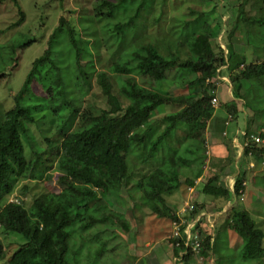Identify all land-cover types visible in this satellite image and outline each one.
I'll list each match as a JSON object with an SVG mask.
<instances>
[{
    "label": "trees",
    "instance_id": "trees-1",
    "mask_svg": "<svg viewBox=\"0 0 264 264\" xmlns=\"http://www.w3.org/2000/svg\"><path fill=\"white\" fill-rule=\"evenodd\" d=\"M12 1L18 4L17 0ZM153 1L99 2L98 20L111 19L116 12L123 11L129 18L128 23L118 26L116 31L123 35L128 29L129 32L133 30V34L128 35L130 38L124 35L117 39L122 52L111 72L121 80L115 83L96 65L93 49L101 48V39L95 42L92 38L82 39L74 25L65 18L60 19L47 50L35 60L26 81L27 86L34 80L45 88L46 108L53 120L49 130L54 129L53 136L44 137L45 146L38 145L31 135L37 117L21 104V92L13 97L14 105L10 110L4 111L0 104V228L25 241L8 264H70L67 257L76 235L111 223H118L128 232L127 218L112 211L105 201L109 197L118 198L129 184L133 186V192L143 194L140 199L153 215L184 227L200 215L208 214L209 199L210 202L224 199L230 203L236 198L242 199V175H237L231 188L222 185L221 177L216 174L202 184V194L208 200L200 203L193 200L190 209L181 217L166 200L182 187L183 181L189 188L196 187V182L205 173L207 146H211L209 139L221 135L227 145L225 137L229 132L226 126L235 120L241 109H248L253 114L249 121L255 119L261 109L258 112L250 109L252 105L246 100L247 88L264 82V62L250 63L246 53L238 52L228 38L225 47L221 45L218 38L225 24L221 19L215 32L205 24L181 45L187 47L188 60L180 61L177 55H163L157 46L142 43L145 32L139 33L136 29L134 32L136 25L147 21ZM231 1H223L226 8ZM250 1L243 0L238 8L241 24L264 28V0H254L252 8L256 15L247 17L245 6ZM20 16L16 27L25 19L23 10H20ZM246 29L247 35L248 27ZM96 35L94 33V37ZM61 43L70 53L65 60L59 57ZM11 47L15 52L17 47ZM176 68L195 77L185 87L186 94L179 97L146 89L136 81L139 76L163 83L168 73ZM218 77L228 78L232 100L215 109L212 100L215 98L213 91L218 89ZM95 79L106 108L93 105L88 98ZM169 105L180 109L155 119L158 110ZM221 113L224 114L222 117ZM245 133L241 139L243 153L240 159L255 155L258 162H262L264 146H257L250 140L255 133L251 132L249 124ZM181 136L184 140L179 142ZM27 147L31 149L32 159L27 157ZM133 159L143 167L139 172ZM229 169L233 173V168ZM52 173L61 188H54L56 194L37 198L29 210L19 202H9L20 181L45 179L53 182ZM136 175H141L140 180L135 181ZM204 221L207 222V216L198 220L194 227V233H198L200 239L206 233L202 229ZM221 228L224 232L233 231L242 239L241 260L248 264L264 261V232L256 228L247 212L233 208L232 215ZM183 230H180L182 238L169 242L174 245L177 258L181 259L185 252L183 260L189 263L194 252L184 245ZM213 238L211 235L202 240L201 256L213 254ZM78 252L74 251V256H78ZM3 256L4 248L0 244V260Z\"/></svg>",
    "mask_w": 264,
    "mask_h": 264
},
{
    "label": "rangeland",
    "instance_id": "rangeland-1",
    "mask_svg": "<svg viewBox=\"0 0 264 264\" xmlns=\"http://www.w3.org/2000/svg\"><path fill=\"white\" fill-rule=\"evenodd\" d=\"M223 1L154 0V6L148 11L150 15L147 21L136 25L134 32H145L144 42H142L145 45L152 44L157 46L163 55H177L180 61H186L189 59L187 47L181 45L185 44L187 39L192 38L196 31L205 24H209L215 32L216 25L224 21V30L218 42L225 47L226 38H228L227 41L233 43L238 52L246 53L250 63H263L264 28L241 24L238 8L243 0H232L228 8L225 7L226 4ZM17 2L18 4L12 0H0V104L4 111L10 110L14 105L13 97L21 92L23 97L21 104L30 108L37 117L36 125L31 128V135L38 145L45 146L44 137L54 135V129L49 130L53 120L46 108L45 88L44 85L34 80H31L27 86L26 81L35 60L47 50L50 37L59 26L60 19L65 18L74 25L82 39L92 38L93 42L101 39L99 51L95 47L93 49L96 51V65L98 70L107 73L114 83L121 80L111 72L112 66L119 60L122 52V45L118 40L121 36L132 35L133 30L129 32V29L125 27V30H128L123 35L116 31L118 26L128 23L129 18L123 11L116 12L111 19L98 20L96 14L101 0H17ZM253 3L254 0H251L245 6L247 17L256 15L252 8ZM20 10L25 13V19L20 26L16 27L21 17ZM234 26L238 28L233 29ZM246 27H248L247 35L245 34ZM254 28H256L255 31ZM94 33L97 34L95 37ZM11 46L17 47L15 52ZM64 47L65 45L61 43L59 57L65 60L70 53ZM194 79V76L180 68L168 73L163 83L136 76V81L140 86L161 93L168 92L176 97L186 94L185 87ZM227 81L217 78L216 85L219 90L216 93L219 95L220 108L222 103L232 100V89ZM249 87L246 100L250 106L252 105L250 109L255 112L261 109L253 121H248L251 132L256 133L262 126L264 128V82H260L259 85H249ZM100 94L101 91L95 79L88 98L93 105L106 108V103ZM179 109L180 107L172 105L162 107L158 110L155 119L175 113ZM245 113H250V110L246 109L239 113L235 120L226 126V131L229 132L225 137L227 145L224 144L221 135L209 139L211 146H207L208 161L205 173L202 181L196 183L195 194L188 190L189 187L184 185L183 181L182 187L166 198L168 205L178 211L181 217L195 200L198 203L205 199L208 200L202 194V188L209 178L217 174L221 177L222 185L232 188L237 175L243 176L242 199L232 200L231 206L230 202L224 199L214 202H210L209 199L207 202L206 210L209 213V219L207 223L204 221L202 224V229L206 233L201 240L204 241L206 237L214 235L213 254L201 256L200 253V256H192L189 263H180L177 260L174 245L169 242L176 234L174 224L172 225L169 219L153 215L148 208L144 207L140 199L143 194L133 192V186L129 184L118 198L109 197L105 203L112 211L127 218L130 230L127 232L118 223H111L96 226L91 231L83 233L84 236L83 234L76 235L75 241L74 239L71 241V249L67 257L70 264H248L240 258L242 239L233 231L224 232L221 228L227 217L232 215L234 208L247 212L255 222L256 228L264 232V157L260 163L255 155L245 156L241 160L243 151L236 149L234 142H230L233 134H236L239 140L242 139L243 134L236 133V129H247ZM223 115L221 113L220 117ZM249 117L253 118V114L250 113ZM183 140V136L181 140L178 139L179 142ZM176 146H178L177 142ZM30 150L27 147V157L32 159L33 155ZM228 150L233 151L228 152ZM136 160L133 159L132 162L134 161L137 172H139L143 167ZM230 167L233 168V173H230ZM187 174L191 176L190 173ZM141 175H136L135 181L140 180ZM52 176L54 177L53 182H46L45 179L20 181L9 198V202H19L29 210L37 198L56 194L54 188L59 189L60 186L55 178L56 175ZM187 203L190 204L186 206ZM224 210L226 213L223 212ZM23 243L25 241L21 236L5 233L0 228V244L4 248V256L0 264H8L9 259ZM82 243L84 248H81ZM74 251H79L78 256H74ZM253 264H264V261Z\"/></svg>",
    "mask_w": 264,
    "mask_h": 264
},
{
    "label": "built area",
    "instance_id": "built-area-1",
    "mask_svg": "<svg viewBox=\"0 0 264 264\" xmlns=\"http://www.w3.org/2000/svg\"><path fill=\"white\" fill-rule=\"evenodd\" d=\"M218 79L224 81L223 78H219L218 77ZM217 88H218V85H217ZM216 91H213V94L215 95V98L212 100V105H213V107L215 109H218L219 108V102H218ZM250 139L254 143L258 144V145H264V131H261V133L259 135H252L250 137ZM188 190L191 191L192 193H194V191H195L194 188H189ZM189 204L190 203H187L186 206L189 205ZM190 207H191V205H190ZM190 207H189V209H190ZM197 222H198V220H196L195 222L190 223L189 225L187 224V225H185V227H183L184 228V230H183L184 231L183 232V239L185 240V244L184 245L186 246L187 249L192 248V251L194 252V255H199L200 249H201V244H202V240L199 238L198 233H194V227H196V223ZM174 226H175L174 228H175V233L176 234L173 235V239H176L178 237L182 238V235H181V232H180V230L182 228V225H179V224L175 223ZM184 254H185V252H184ZM184 254L182 255L181 260L178 259V261H180V262L184 261L183 260Z\"/></svg>",
    "mask_w": 264,
    "mask_h": 264
},
{
    "label": "crops",
    "instance_id": "crops-1",
    "mask_svg": "<svg viewBox=\"0 0 264 264\" xmlns=\"http://www.w3.org/2000/svg\"><path fill=\"white\" fill-rule=\"evenodd\" d=\"M239 108H241L240 106H239ZM240 110V109H239ZM241 111L243 112V109H241ZM249 114L250 113H245V120L247 121V124H248V117H249ZM261 128H263V127H261ZM260 128V129H261ZM261 130H264V129H261ZM245 131L246 130H240L239 128L238 129H236V133L237 132H239V133H241V134H243V133H245ZM232 132V131H231ZM232 137H233V142H234V144H235V146H236V149H240V150H242L243 151V147H242V145L243 144H241V140H239V138L236 136V134H233L232 135ZM181 260V259H180ZM180 262V261H179ZM181 263V262H180ZM185 263V262H184Z\"/></svg>",
    "mask_w": 264,
    "mask_h": 264
},
{
    "label": "clouds",
    "instance_id": "clouds-1",
    "mask_svg": "<svg viewBox=\"0 0 264 264\" xmlns=\"http://www.w3.org/2000/svg\"><path fill=\"white\" fill-rule=\"evenodd\" d=\"M222 78L224 79V81L228 80L227 77H222ZM228 81H229V80H228ZM228 81H227V82H228ZM219 108H220V105H219ZM219 108H218V109H219ZM263 129H264V128H263ZM261 131H264V130H260L259 132L255 133V134H253V135H259V134L261 133ZM245 135H246V133H243V136H245ZM251 136H252V135H251ZM250 140H251V139H250ZM252 142H253V141H252ZM254 144H256V143H254ZM256 145H257V146H260V147H263V146H264V145H258V144H256ZM207 161H208V160H207ZM198 181H202V178H200ZM198 181H197V182H198ZM197 182H196V183H197ZM200 185H202V184H200ZM195 188H197V187H195ZM195 188H194V189H195ZM188 189H189V188H188ZM195 190H196V189H195ZM242 193H243V192H242ZM193 194H195V193H193ZM194 199H195V198H194ZM194 199H193V200H194ZM193 200H192V201H193ZM192 201H191V203H192ZM229 205L231 206V203H229ZM223 212L226 213V210H224ZM221 213H222V212H221ZM208 214H209V213H208ZM208 214H206V215H200V216L198 217L197 220H200V219H201L202 217H204V216H207V220H208V219H209ZM205 223H207V222H205ZM205 223H204V225H205ZM177 260H178V258H177ZM184 262H185V261H183V263H184Z\"/></svg>",
    "mask_w": 264,
    "mask_h": 264
}]
</instances>
